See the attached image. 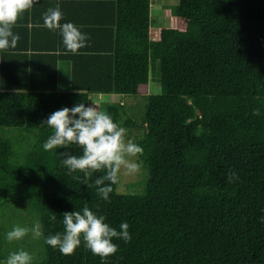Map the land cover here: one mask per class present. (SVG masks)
<instances>
[{"label":"trees","instance_id":"1","mask_svg":"<svg viewBox=\"0 0 264 264\" xmlns=\"http://www.w3.org/2000/svg\"><path fill=\"white\" fill-rule=\"evenodd\" d=\"M152 2L122 0L110 25L80 26L89 40L75 55L59 30L18 18L17 46L0 51V207L20 205L43 236L34 251L28 235L7 241L0 222V260L24 249L32 264H264V0H179L151 35ZM61 58L72 61L70 90L58 88ZM153 62L162 91L147 95L140 119L121 100L101 104L121 127L141 128L147 170L134 191L118 182L104 200L62 165L61 153L80 155L79 146L43 149L52 129L42 123L94 94H148ZM85 204L117 230L129 224L131 241L114 238L106 261L83 243L64 255L44 242L64 231L65 211Z\"/></svg>","mask_w":264,"mask_h":264},{"label":"clouds","instance_id":"2","mask_svg":"<svg viewBox=\"0 0 264 264\" xmlns=\"http://www.w3.org/2000/svg\"><path fill=\"white\" fill-rule=\"evenodd\" d=\"M37 0H0V51L15 48L20 40L19 34L13 32L18 18L31 9ZM43 25L51 31L59 30L62 43L67 53L78 54L80 49L87 46L89 37L82 32L74 22L61 23L63 13L59 3L49 7L43 14ZM83 94V93H82ZM259 115V111H254ZM52 129V134L43 143L45 151L77 145L82 154L73 155L69 152L61 153L64 157L62 165L73 172H83V177H74L89 188L95 187L97 195L104 200L109 199L113 191L112 185L119 182L121 171L135 174L139 171V163L133 159L142 155L143 148L132 139L126 137V130L117 124L112 116L102 110L95 102L86 106L78 103L73 107H63L42 123ZM102 172L94 183H89L92 174ZM238 179L235 172L228 173V181ZM63 232L45 237V243L52 248L59 249L64 255H71L83 245L94 255L101 257L102 261L117 252L118 245L115 239L130 242L128 222H121L119 230L106 222L104 215H98L86 204L81 210L65 211L62 215ZM55 215L50 217L55 221ZM264 223V217H261ZM42 225L34 222L31 228L14 226L6 233L9 242L21 240L31 233L34 239L43 236ZM32 255L19 249L10 252L7 257L0 260V264H32Z\"/></svg>","mask_w":264,"mask_h":264},{"label":"rangeland","instance_id":"3","mask_svg":"<svg viewBox=\"0 0 264 264\" xmlns=\"http://www.w3.org/2000/svg\"><path fill=\"white\" fill-rule=\"evenodd\" d=\"M179 0H153V2H155L153 4V8H155V11L157 12V15L155 17V20L159 19V21L155 22V24H159V23H166V24H170L169 20L171 21V16L170 14H167V12L165 10L166 7L168 6V4H173V3H178ZM162 5H164V7H162ZM158 13H161V16L163 15V18L161 19V17H159L160 15ZM153 20V21H155ZM162 24V25H164ZM154 28V29H153ZM152 28L151 34L153 35L155 33V28L156 25H154V27ZM151 77H150V84H149V89L147 91L148 94L145 93H141V94H137V95H133V94H127V95H103V94H94L92 95V100H91V104H93L94 102L100 106L101 108V104L105 101H123L124 104H126L127 108H129V110L134 114L135 118L138 119L139 115L137 114H143L145 108H146V104H147V95H149L150 93H159L162 91V84H161V80H160V67L159 64L156 63H152L151 64ZM103 110V109H102ZM104 111H106V108L104 109ZM140 119V118H139ZM138 125H141V121L138 122ZM125 130H126V137L128 139H132L135 143L136 140L138 138V136L141 134L142 130L139 126L134 125L131 128H127L125 126H122ZM1 130V128H0ZM18 132H14V131H10L9 133H7V135L11 136L12 138L14 137H32L33 139L35 138V133L33 132H25V134L23 135H17ZM133 159H135L140 167H139V171L136 172L135 174H128L125 171H121L120 176H119V183H118V190L119 191H123V192H127V191H134L137 187L136 185H133V182H136L137 180H141L143 177L146 176L147 170L143 165V161L140 157V155H138L137 157H134ZM23 206V205H22ZM20 205L17 207V205L14 202L9 203L7 206H1L0 207V222L4 221L5 224H9L8 225V231H10L14 226L19 225L22 226L23 225L25 227H29L34 223V219L32 217V215L26 211H24L23 209L19 208ZM3 218H2V217ZM1 232L2 229L0 230ZM7 231V232H8ZM6 231H4L3 233H5ZM2 234V233H1ZM27 236V235H26ZM25 236V237H26ZM28 238L29 240L32 241L33 244V250L34 251H39L40 248L36 242V239H34L31 235V233L28 234ZM23 240V239H21ZM4 241L2 239H0V249H2V245ZM3 243V244H2ZM12 244V243H10ZM29 246H31V244H28Z\"/></svg>","mask_w":264,"mask_h":264},{"label":"crops","instance_id":"4","mask_svg":"<svg viewBox=\"0 0 264 264\" xmlns=\"http://www.w3.org/2000/svg\"><path fill=\"white\" fill-rule=\"evenodd\" d=\"M59 3L61 11L63 13V19L61 23L64 22H74L77 26H88L91 24L92 30L103 23L110 25L113 20H116L118 15V9L121 6L122 0H37L33 7L25 12V17L30 18L31 25L36 27L42 24V14L49 8L55 7ZM151 4V16L155 20L157 12ZM156 14V15H155ZM161 16V13H158ZM24 17V18H25ZM22 15L20 19H22ZM34 21V23H33ZM159 19L151 22L150 34L155 22ZM41 22V23H39ZM101 22V23H100ZM108 23V24H107ZM43 25V24H42ZM105 25V26H106ZM154 29V28H153ZM156 29V28H155ZM41 30H38L35 35H39ZM152 35V34H151ZM61 38V36H60ZM49 41V38H47ZM72 61L68 58L59 59V71H58V88L62 90L72 89ZM111 95V94H110ZM112 95H119L117 93H112ZM121 96V95H120Z\"/></svg>","mask_w":264,"mask_h":264}]
</instances>
